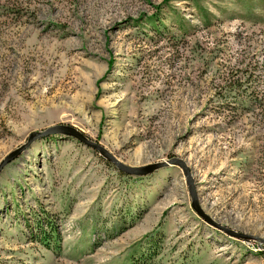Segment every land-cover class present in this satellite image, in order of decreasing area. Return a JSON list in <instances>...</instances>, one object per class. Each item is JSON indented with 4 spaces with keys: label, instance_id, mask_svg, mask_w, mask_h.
Segmentation results:
<instances>
[{
    "label": "rangeland",
    "instance_id": "rangeland-1",
    "mask_svg": "<svg viewBox=\"0 0 264 264\" xmlns=\"http://www.w3.org/2000/svg\"><path fill=\"white\" fill-rule=\"evenodd\" d=\"M57 123L264 238V0H0V160ZM190 202L50 135L0 172V264H264Z\"/></svg>",
    "mask_w": 264,
    "mask_h": 264
},
{
    "label": "water",
    "instance_id": "water-1",
    "mask_svg": "<svg viewBox=\"0 0 264 264\" xmlns=\"http://www.w3.org/2000/svg\"><path fill=\"white\" fill-rule=\"evenodd\" d=\"M64 135L70 136L72 138L77 139L84 145L96 150L102 157H104L107 161L113 163L116 168L124 173L130 175H146L149 174L157 169L165 167L168 164H177L183 171L185 176V181L187 184V189L190 195V205L192 209L196 212V214L202 218L207 224L211 225L212 227L225 232L226 234L244 240H257L259 243H264V238L259 236H254L252 234H247L244 232L237 231L230 227H227L214 218H212L204 209L201 207L197 191L195 189V185L193 182V178L191 176L190 170L188 169L185 162L179 158L173 157L169 160H160L154 161L142 165L132 166L127 165L120 161L115 155H113L110 151H108L103 145H101L96 140L91 139L87 136L84 132L77 129L75 126L67 123H57L46 127L43 130H34L28 133L27 138L24 143L17 146L15 149L9 151L1 160H0V172L5 165H7L10 161L14 160L18 155L23 152L27 147H29L34 141L38 139L45 138L50 135Z\"/></svg>",
    "mask_w": 264,
    "mask_h": 264
}]
</instances>
